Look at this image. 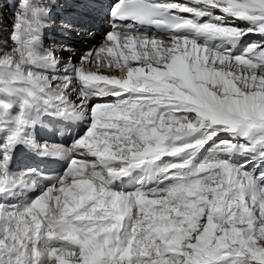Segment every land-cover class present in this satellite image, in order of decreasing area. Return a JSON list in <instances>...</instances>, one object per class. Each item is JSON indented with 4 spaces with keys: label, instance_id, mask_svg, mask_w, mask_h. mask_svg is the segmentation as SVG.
<instances>
[{
    "label": "snow or ice",
    "instance_id": "6c2138e0",
    "mask_svg": "<svg viewBox=\"0 0 264 264\" xmlns=\"http://www.w3.org/2000/svg\"><path fill=\"white\" fill-rule=\"evenodd\" d=\"M7 8L0 264H264V0ZM44 117L85 130L38 143Z\"/></svg>",
    "mask_w": 264,
    "mask_h": 264
},
{
    "label": "bare ground",
    "instance_id": "6f19581e",
    "mask_svg": "<svg viewBox=\"0 0 264 264\" xmlns=\"http://www.w3.org/2000/svg\"><path fill=\"white\" fill-rule=\"evenodd\" d=\"M4 13L6 14V11L5 10H3V15H4ZM85 45H87V42L85 43Z\"/></svg>",
    "mask_w": 264,
    "mask_h": 264
},
{
    "label": "rangeland",
    "instance_id": "374dc122",
    "mask_svg": "<svg viewBox=\"0 0 264 264\" xmlns=\"http://www.w3.org/2000/svg\"><path fill=\"white\" fill-rule=\"evenodd\" d=\"M0 3H3V0H0ZM4 15H5V13H4ZM86 43V42H85Z\"/></svg>",
    "mask_w": 264,
    "mask_h": 264
}]
</instances>
